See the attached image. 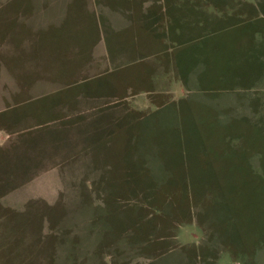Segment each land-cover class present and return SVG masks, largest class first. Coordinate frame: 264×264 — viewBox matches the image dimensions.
Masks as SVG:
<instances>
[{
	"label": "rangeland",
	"instance_id": "1",
	"mask_svg": "<svg viewBox=\"0 0 264 264\" xmlns=\"http://www.w3.org/2000/svg\"><path fill=\"white\" fill-rule=\"evenodd\" d=\"M111 1L0 0V264H264V0H160L168 53L135 21L141 60L76 58Z\"/></svg>",
	"mask_w": 264,
	"mask_h": 264
},
{
	"label": "crops",
	"instance_id": "2",
	"mask_svg": "<svg viewBox=\"0 0 264 264\" xmlns=\"http://www.w3.org/2000/svg\"><path fill=\"white\" fill-rule=\"evenodd\" d=\"M44 1H46V4L43 1H41L43 2L41 3L39 0H32L33 6L37 7V10L36 8H34V13L28 19L24 20L26 22V27H29V28L36 27L37 30L46 29L50 27L52 22L56 19L55 17L57 16H54L55 11H56V6H57L55 4L56 0H44ZM70 1L71 0H63L62 3H59V6H62L60 10L63 12V14L59 16L60 19L64 17V13H67V6L71 3ZM82 1L84 5L83 3L82 4L80 3V7L84 8L85 6L84 10L87 11L88 4H86V2L88 0H82ZM90 1L97 2V0H90ZM130 1L131 0L111 1L110 3H105L104 7L91 11L92 13H94L95 18L92 17L94 19H91L85 22L86 37H83V39L81 38L80 40L77 41L78 44L76 46V51H77L76 58L86 59L88 56V51L91 48V51H92L91 53L103 54L104 58L107 61L108 60L118 61L121 59L141 60L142 58L140 57L142 54L139 56L138 55L130 56L127 50H125L126 49L125 47L123 46L122 48H120V46L115 47L114 43L113 45L109 43L111 39H114V42H117L119 40V36H117V34L121 30L133 25L135 21L140 23L142 25V28L147 33L150 32L151 34L150 36H152V38H155V40L166 39V42L164 43L165 45L162 46L163 50H161L160 52L161 53L163 52V54L168 53L169 50L166 48L167 47L166 43H168L167 42L168 34L173 37L175 35V38H173L171 42L177 39L176 37L177 32L175 30L177 28L178 20H179L178 15H177L179 11L178 7L177 8L173 7L172 10H170V8H168V6L166 5L168 3L162 4L160 0H159L160 2L155 5H153L151 1L146 2L148 0H137L139 2H143L141 3L143 5L138 6V3H137L135 5V11H134V9H132L131 6L127 5V3ZM99 3L96 5H99ZM39 4L41 6V9L38 8ZM177 4L178 3H175V5ZM164 11L167 15L166 22L164 21V18H165V16L163 15ZM181 15L182 13L181 11H179V18L182 17ZM65 19H67L66 15H65ZM169 20H173V23H172L173 31L171 30L169 26L168 28L166 25L167 21L169 22ZM153 27L155 28L154 30H153ZM87 31L89 32L91 37H93V39L91 38V41L89 43L91 45V47L89 46L90 48L88 47L85 48V43L89 39L87 37ZM122 41L125 42L126 40H122ZM83 54H85V56ZM156 54H159V53L157 52ZM162 58H163V55L162 57H158V59H162ZM138 69L140 68L135 67V70L133 71L137 72ZM133 71H132V75H133Z\"/></svg>",
	"mask_w": 264,
	"mask_h": 264
}]
</instances>
